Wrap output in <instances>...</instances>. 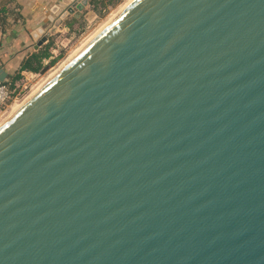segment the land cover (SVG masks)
Returning a JSON list of instances; mask_svg holds the SVG:
<instances>
[{"label": "water", "instance_id": "water-1", "mask_svg": "<svg viewBox=\"0 0 264 264\" xmlns=\"http://www.w3.org/2000/svg\"><path fill=\"white\" fill-rule=\"evenodd\" d=\"M0 264H264V0H133L3 120Z\"/></svg>", "mask_w": 264, "mask_h": 264}, {"label": "crops", "instance_id": "crops-1", "mask_svg": "<svg viewBox=\"0 0 264 264\" xmlns=\"http://www.w3.org/2000/svg\"><path fill=\"white\" fill-rule=\"evenodd\" d=\"M68 0H0V68L13 74L52 22V7L66 8ZM5 12H2V10ZM58 17V16H57ZM65 23L63 24V26ZM47 44V42L45 43ZM44 44V45H45ZM41 48V47H40Z\"/></svg>", "mask_w": 264, "mask_h": 264}, {"label": "rangeland", "instance_id": "rangeland-1", "mask_svg": "<svg viewBox=\"0 0 264 264\" xmlns=\"http://www.w3.org/2000/svg\"><path fill=\"white\" fill-rule=\"evenodd\" d=\"M133 0H118L109 4L102 12L89 3L82 11H77L66 22L64 27H55L47 44L50 45L51 56L46 69L39 71V76L34 80V88L29 95L35 92L54 72H56L70 57L79 51L101 28L115 18L127 4ZM91 2V0H90ZM122 8V10H121ZM102 9V8H101ZM100 10V9H99ZM43 45V46H45ZM56 52L52 54L51 51ZM57 55V56H56ZM25 99L11 102L0 111V123L5 120Z\"/></svg>", "mask_w": 264, "mask_h": 264}, {"label": "built area", "instance_id": "built-area-1", "mask_svg": "<svg viewBox=\"0 0 264 264\" xmlns=\"http://www.w3.org/2000/svg\"><path fill=\"white\" fill-rule=\"evenodd\" d=\"M51 52L56 54L53 50ZM48 61L49 59H44V63L48 64ZM38 76V72L23 70L21 77L12 85L8 79L0 81V111L5 109L11 102H17L28 97L34 88V80Z\"/></svg>", "mask_w": 264, "mask_h": 264}, {"label": "trees", "instance_id": "trees-1", "mask_svg": "<svg viewBox=\"0 0 264 264\" xmlns=\"http://www.w3.org/2000/svg\"><path fill=\"white\" fill-rule=\"evenodd\" d=\"M117 1L118 0H91L90 3L94 6L95 9H98L99 12H102L104 8H106L109 4H114ZM2 12H5V10L3 9ZM49 47L50 45H45L37 51L29 53V55L22 61L19 70L14 72L13 74H9L8 81L11 83V85L21 77V72L23 70L39 72L46 69L48 65H44V59H47L51 56Z\"/></svg>", "mask_w": 264, "mask_h": 264}, {"label": "bare ground", "instance_id": "bare-ground-1", "mask_svg": "<svg viewBox=\"0 0 264 264\" xmlns=\"http://www.w3.org/2000/svg\"><path fill=\"white\" fill-rule=\"evenodd\" d=\"M129 4H130V3H129ZM129 4H127V6H128ZM125 7H126V6H125ZM125 7H124V9H125ZM124 9H123V10H124ZM121 10H122V8H121ZM113 19H114V18H113ZM113 19H112V20H113ZM112 20H111V21H112ZM111 21H109V22H111ZM107 24H108V23H107ZM79 50H80V49H79ZM73 55H74V54H73ZM70 58H71V57H70ZM68 60H69V59H68ZM66 62H67V61H66ZM33 93H34V92H33ZM33 93H32V94H33ZM32 94H31V95H32ZM29 96H30V95H29ZM29 96H28V97H29ZM20 105H21V104H20ZM15 109H16V108H15Z\"/></svg>", "mask_w": 264, "mask_h": 264}]
</instances>
